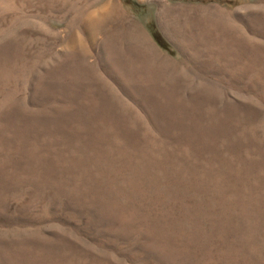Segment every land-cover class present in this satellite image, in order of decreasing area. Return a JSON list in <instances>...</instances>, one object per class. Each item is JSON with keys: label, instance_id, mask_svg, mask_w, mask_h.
<instances>
[{"label": "rangeland", "instance_id": "1", "mask_svg": "<svg viewBox=\"0 0 264 264\" xmlns=\"http://www.w3.org/2000/svg\"><path fill=\"white\" fill-rule=\"evenodd\" d=\"M0 264H264V0H0Z\"/></svg>", "mask_w": 264, "mask_h": 264}]
</instances>
